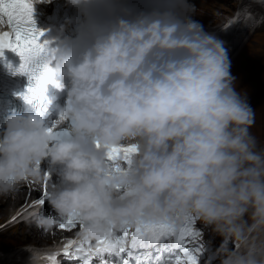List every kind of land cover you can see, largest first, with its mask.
Wrapping results in <instances>:
<instances>
[{"label": "clouds", "instance_id": "9594fccd", "mask_svg": "<svg viewBox=\"0 0 264 264\" xmlns=\"http://www.w3.org/2000/svg\"><path fill=\"white\" fill-rule=\"evenodd\" d=\"M64 3L79 24L51 50L50 67L69 82L66 100L50 124L38 113L8 116L0 195L49 175L47 162L58 183L47 191L56 217L36 222L45 232L57 217L81 225L84 241L137 225L180 230L194 218L221 238L219 264H264V148L225 42L188 0H151L134 14L120 0ZM133 146L128 162L109 161ZM29 252L39 264L40 250Z\"/></svg>", "mask_w": 264, "mask_h": 264}, {"label": "snow or ice", "instance_id": "6c2138e0", "mask_svg": "<svg viewBox=\"0 0 264 264\" xmlns=\"http://www.w3.org/2000/svg\"><path fill=\"white\" fill-rule=\"evenodd\" d=\"M33 11V5L28 0H0V25L10 29L0 32V59H3L4 50H10L20 57L22 62L13 70V74L26 75L29 81L22 99L36 107L37 113L43 117L48 110L45 104L48 86H62L54 79L50 67L51 50L47 41L41 43L44 33L37 31ZM136 151L134 146L114 149L108 159L116 164L123 156V161L128 162ZM44 179L43 196L47 198L49 175H45ZM36 203L41 205L43 200ZM193 222L194 218H186L180 230L166 225H137L131 232L130 228L120 230L114 238L95 241L69 239L62 253L45 255H62L75 264H198L202 242L196 248L188 246L189 238L201 236L200 231L193 228ZM77 227L82 226L71 219L60 218V229L71 231Z\"/></svg>", "mask_w": 264, "mask_h": 264}, {"label": "rangeland", "instance_id": "374dc122", "mask_svg": "<svg viewBox=\"0 0 264 264\" xmlns=\"http://www.w3.org/2000/svg\"><path fill=\"white\" fill-rule=\"evenodd\" d=\"M263 2L251 3L256 17H264ZM191 4L196 9L193 18L203 28H216L228 21L236 7V2L233 0H203ZM205 7L210 8V12L207 14L204 13ZM228 32H231V29ZM230 60L231 72L236 77L237 89L246 96L247 102L253 110V124L249 131L255 137L258 146L264 148V20L256 26L248 40ZM240 74L246 76L248 80L242 78ZM42 179L43 175L36 181L25 183L17 191L7 194V198L0 200V223L13 213L17 205L24 204L34 193L38 194V197L42 195ZM51 181L52 178H50V183ZM19 195L21 197L17 203L11 205ZM1 197L2 195H0V199ZM34 234L36 232L26 223L0 229V264H24V261L30 258L29 253L25 255L29 252L30 245L45 246L53 243L51 241L53 238L48 242L47 239H38ZM37 234L40 235L41 233L38 232ZM67 235L68 232L64 231L53 233L54 238H62ZM12 254L17 255V257H12Z\"/></svg>", "mask_w": 264, "mask_h": 264}, {"label": "bare ground", "instance_id": "6f19581e", "mask_svg": "<svg viewBox=\"0 0 264 264\" xmlns=\"http://www.w3.org/2000/svg\"><path fill=\"white\" fill-rule=\"evenodd\" d=\"M256 1H259V2H263L264 0H254V2L253 3H256ZM263 4H264V2H263ZM210 12V8L209 7H205V12L204 13H209ZM246 16L247 14H246V12L245 11H242V12H238L237 14H236V17L237 18H239V17H242V16ZM229 23H227V25H225V28L224 29H222V31L224 32V34H220V36L221 37H223L224 39H226V43L230 46V47H232V50H233V48L234 49H236L237 48V46H238V44L241 42V40L243 39V37L245 36V34L249 31V29L251 28V27H249V28H247V29H244V28H241L240 30H238L237 32H234L235 31V28L239 25V24H236V21H234L233 19H232V17H231V19L229 18ZM208 28V30L210 31V33L212 34V35H216L217 33H218V30L220 31V29H218V30H216L215 28H212V27H207ZM216 28H218V27H216ZM230 29H232L233 30V32H228ZM220 36H218V37H220ZM236 44H237V46H236ZM233 73V72H232ZM241 75V74H240ZM241 77L242 78H244V79H247L248 80V78L246 77V76H244V75H241ZM243 79V80H244ZM43 169H44V167H43ZM42 175L43 174H41V177H42ZM8 196L7 195H2V197H1V201H2V198H7ZM20 195L17 197V199L16 200H14L12 203H11V205H14L15 203H17V201L20 199ZM30 198H32V196L31 197H29V199L27 200V203L31 200ZM5 207V206H4ZM15 211V210H14ZM13 211V212H14ZM18 226H19V224H18ZM4 228H7V227H5V225H0V229H4ZM20 228H22V227H20ZM36 237H38V239H47L48 240V242H50V239L51 238H54V237H51L48 233H41L40 235H38L37 233L36 234H34ZM46 241V240H45ZM9 255V254H8ZM7 255V256H8ZM12 257H17V255H15V254H12ZM29 261L30 260H27V263L26 264H28L29 263Z\"/></svg>", "mask_w": 264, "mask_h": 264}]
</instances>
